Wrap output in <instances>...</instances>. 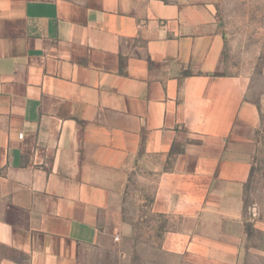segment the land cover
<instances>
[{"label": "crops", "instance_id": "1", "mask_svg": "<svg viewBox=\"0 0 264 264\" xmlns=\"http://www.w3.org/2000/svg\"><path fill=\"white\" fill-rule=\"evenodd\" d=\"M218 3L0 0V264H121L132 175L165 254L242 264L264 88L226 73Z\"/></svg>", "mask_w": 264, "mask_h": 264}, {"label": "rangeland", "instance_id": "2", "mask_svg": "<svg viewBox=\"0 0 264 264\" xmlns=\"http://www.w3.org/2000/svg\"><path fill=\"white\" fill-rule=\"evenodd\" d=\"M217 21L226 42V73L250 76V96L258 99L264 88V0H219ZM152 193V184L132 175L124 207L121 264H180L177 256L162 251L168 219L152 213ZM244 193L247 223L242 264H264V256L258 253L264 249V233L254 227V219L264 214V155L258 158Z\"/></svg>", "mask_w": 264, "mask_h": 264}]
</instances>
